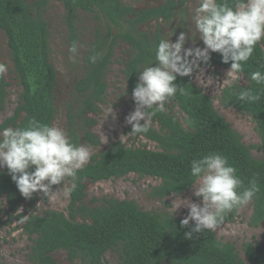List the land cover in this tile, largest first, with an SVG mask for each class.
Listing matches in <instances>:
<instances>
[{
  "label": "trees",
  "instance_id": "trees-1",
  "mask_svg": "<svg viewBox=\"0 0 264 264\" xmlns=\"http://www.w3.org/2000/svg\"><path fill=\"white\" fill-rule=\"evenodd\" d=\"M50 1L63 7L69 51L73 44L79 51L81 14L96 23L81 58L83 73L74 85V100L65 109L71 141L98 148L101 141L92 131L97 124L92 116L100 113L99 106L106 99V76L116 48L121 44L129 47L122 73L132 95L139 72L155 63L156 46L161 39H168L161 24L169 23L177 14H186L188 0H146L154 3L146 8H135L121 0H37L33 4L28 0H0V30L6 39L13 74L21 87L13 115L0 124V129L24 127L32 118L52 125L57 114V71L51 62L49 25L42 16ZM227 2L231 5L233 0ZM261 44L243 65L242 78L246 83L225 86L215 98L222 107L252 119L260 139V158L252 155L254 146L244 144L240 134L214 108V98L195 84L193 76H178L175 83L189 95L178 92L166 102L163 112L147 109L148 113H154L149 116L148 130L131 134L156 144V149H149L147 144L127 147L120 141L113 142L106 150L93 154L77 173V187L68 194L66 214L56 210L28 214L30 217L21 229L32 241L29 261L58 264L52 254L62 251L70 264H102L105 254L115 251L118 264H264V245L243 243L244 261L235 246L218 241L213 230L186 238L185 233L195 226L194 221L182 227L183 219L170 212L144 211L135 201L111 197L86 202L87 183L116 180L130 174L160 180L159 185L151 188L152 199L162 201L171 195H182L193 185L191 160L215 152L237 169L236 175L245 187L251 179L257 180L259 191L251 200L250 225L258 227L264 222V84L250 79L251 72L264 73ZM78 51L70 53L76 56ZM97 52L102 53V58L90 63L89 57ZM230 63H223L221 55L212 52L210 60L200 63L199 68L229 69ZM9 87L3 74L0 111L4 109ZM249 87L259 94L258 101L239 99V92ZM131 130L132 126L128 132ZM66 179L71 183V178ZM34 198L35 193L31 199ZM0 199L6 201L10 215L28 200L20 194L6 167L0 170ZM244 205L228 212L217 227L234 222Z\"/></svg>",
  "mask_w": 264,
  "mask_h": 264
},
{
  "label": "clouds",
  "instance_id": "clouds-1",
  "mask_svg": "<svg viewBox=\"0 0 264 264\" xmlns=\"http://www.w3.org/2000/svg\"><path fill=\"white\" fill-rule=\"evenodd\" d=\"M194 13L192 21L204 47L186 48L188 37L185 32H180L174 42L169 38L159 41L155 49V63L139 72L133 88L136 107L126 118L127 123L132 125L129 134L148 130L149 116L154 113H148L147 109L154 108L163 112L166 102L178 92L189 95L184 87L175 83L177 77L191 76L194 69L200 67V63L206 64L210 60L212 52L219 53L223 63L231 62L222 84L239 85L244 63L252 57L256 46L264 41V0H233L231 5L227 0L222 3L218 0H199ZM77 51V46L73 44L70 52L75 54ZM101 58L102 53L97 52L89 57V62L95 64ZM7 70V66L0 63V76ZM250 79L257 84H264V73L251 72ZM211 82V79L207 82L201 80L202 84ZM238 96L241 101L247 102L260 99L259 94L253 93L250 87L244 88ZM108 112L112 115V108ZM128 135L121 137V143L127 141ZM101 143H107L106 136L101 135ZM92 155L88 146L73 143L63 129L35 118L24 127L0 129V168H7L25 199H31L34 193L42 192L48 203H57L58 193L66 178H71V183L64 188L65 196L76 189L77 173L90 161ZM236 172L237 169L229 164L225 156L215 152L191 160L190 175L195 185L194 195L202 198V202L197 204L176 196L170 209L173 214L181 206L189 209L181 226H188L190 221H194L195 226L185 233L186 238H191L193 233L215 230L228 212L250 202L259 191L255 178L245 187ZM54 185L61 187L53 191ZM21 213L22 206L14 213L20 216L14 225L28 221L30 215Z\"/></svg>",
  "mask_w": 264,
  "mask_h": 264
},
{
  "label": "rangeland",
  "instance_id": "rangeland-1",
  "mask_svg": "<svg viewBox=\"0 0 264 264\" xmlns=\"http://www.w3.org/2000/svg\"><path fill=\"white\" fill-rule=\"evenodd\" d=\"M37 0H28L29 4H33ZM127 5H132L135 8H146L154 3L146 0H121ZM199 6V0H188L186 4L187 12L182 16L177 14L175 18L167 24H161L164 32L170 41L174 42L179 36L180 32L187 34L185 47H199L203 42L199 39L195 29V24L192 21V16L195 14L194 9ZM64 10L60 3L50 1L42 13L43 18L48 22L50 32V47H51V62L57 71V86L55 91V107L57 114L52 126L63 129L66 133L67 119H66V105L74 100V85L76 80L82 75V55L91 40V33L96 27L86 14H81V30L82 40L79 47L78 55L73 59L70 53L66 39V29L63 24ZM154 26V25H153ZM152 25L148 27H153ZM204 47V45H203ZM128 50L123 45H119L114 53L113 62L109 68L106 76L108 85L107 96L99 108L100 113L92 116L97 121L96 126L92 131L98 136L101 141V135L107 137V143H101L98 148L88 146L93 154H97L101 150H106L110 144L116 141L121 142V137L128 135V129L132 125L127 123L128 115L135 110L136 104L133 96L129 94L127 86L124 81L122 70L124 69V60L127 58ZM0 63L7 66V72L4 74L6 81L10 84L8 90V97L5 100L4 109L0 111V124L7 118L13 115V111L18 104V96L21 92V87L13 74V67L9 57V51L6 45V39L3 32L0 30ZM228 69L202 67L194 70L192 73L195 84L203 89V91L214 98V108L226 120V122L237 131L242 137V141L247 146H254L251 150L255 158L261 157V152L258 147L260 139L255 130V124L252 119L240 114L234 109L222 107L215 98L219 96L220 91L225 85L223 80ZM203 73L200 76V73ZM199 77V79H198ZM211 79L210 84H202L201 80L207 82ZM241 84H245V80L241 79ZM112 108V115H109V109ZM178 109H175L177 112ZM109 115V116H108ZM108 116V117H107ZM180 116V115H179ZM182 117V115L180 116ZM140 122H144L141 120ZM150 125V120H148ZM125 146H141L147 144L149 149H156V144L145 140L144 138L134 137L129 134ZM2 168H0L1 170ZM160 184V180L154 178H141L136 174H130L124 178L116 180L101 181L97 183H87L86 202L93 198L101 199L103 197H111L119 200L135 201L141 209L148 212H170L172 209L171 203L176 196L181 199H188L194 203L201 204L202 198L194 195L195 185L182 195H171L164 200L159 201L149 197L151 188ZM70 186L66 179L63 187L54 185L53 191L58 190L59 200L55 204L48 203L46 197L42 192H37L36 198L26 200L21 206L23 213L28 215L35 213L41 215L46 210H56L67 213L69 204V195L65 196L64 188ZM38 203H42L37 205ZM4 199H0V264H32L29 261L30 248L32 246L31 239L22 232L21 225L16 224L18 216L11 214ZM168 205V207H167ZM20 206V207H21ZM189 214V209L181 206L173 215L184 219ZM252 214V202H248L239 209L238 215L234 222L223 226L216 227L214 231L218 241L222 243H231L235 246L241 259L245 261L242 244L251 243L264 245V222L258 227L250 225V217ZM53 258L58 264H70L67 260L65 252L57 251L52 254ZM119 257L117 252L109 251L105 254L102 264H118ZM247 264V263H246Z\"/></svg>",
  "mask_w": 264,
  "mask_h": 264
},
{
  "label": "flooded vegetation",
  "instance_id": "flooded-vegetation-1",
  "mask_svg": "<svg viewBox=\"0 0 264 264\" xmlns=\"http://www.w3.org/2000/svg\"><path fill=\"white\" fill-rule=\"evenodd\" d=\"M121 45H123L124 47H126L127 48V50L129 51V47L127 46V45H125V44H121ZM127 57H128V55H127ZM127 59V58H126ZM124 64V63H123Z\"/></svg>",
  "mask_w": 264,
  "mask_h": 264
}]
</instances>
